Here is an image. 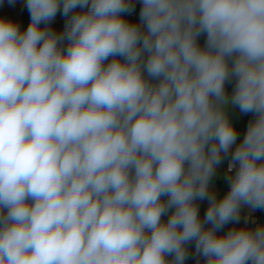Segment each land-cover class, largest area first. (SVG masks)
I'll return each mask as SVG.
<instances>
[{
	"label": "clouds",
	"instance_id": "clouds-1",
	"mask_svg": "<svg viewBox=\"0 0 264 264\" xmlns=\"http://www.w3.org/2000/svg\"><path fill=\"white\" fill-rule=\"evenodd\" d=\"M135 3L0 18V264H264V0Z\"/></svg>",
	"mask_w": 264,
	"mask_h": 264
},
{
	"label": "crops",
	"instance_id": "crops-1",
	"mask_svg": "<svg viewBox=\"0 0 264 264\" xmlns=\"http://www.w3.org/2000/svg\"><path fill=\"white\" fill-rule=\"evenodd\" d=\"M25 0H17L16 5L11 7L8 5L7 0H0V18L10 19L13 22L19 24L21 30H26L28 24L30 23V16L26 7H24ZM135 6L141 7L139 0H136ZM65 23V19L58 13L55 20L52 22L51 27L53 30L60 32L63 30ZM227 91L230 93L232 90V85L226 86ZM229 118L231 119L234 126L237 128L239 133L238 142L243 138V135L247 128V123L249 119H251V114L248 115H240L238 110L232 109L229 107L228 109ZM228 163L227 160L224 161L222 165L217 169V174L210 181L211 190L215 191L218 194V197L223 196V194L227 193L229 190V184L227 180V173L224 170L225 165ZM199 205V215L203 218L207 207L208 201L198 202ZM242 219L239 224L229 223L223 229V232L218 234H223L227 232L232 227L240 228V227H248L257 225H264V210L257 209L254 212H249L248 209H243L241 213ZM247 216L248 220L245 224L244 217ZM260 218V221L257 220ZM163 219H167L164 217ZM190 258L186 261V264H196V258L194 256V244L189 245Z\"/></svg>",
	"mask_w": 264,
	"mask_h": 264
},
{
	"label": "built area",
	"instance_id": "built-area-1",
	"mask_svg": "<svg viewBox=\"0 0 264 264\" xmlns=\"http://www.w3.org/2000/svg\"><path fill=\"white\" fill-rule=\"evenodd\" d=\"M141 7L135 6V12L132 13L131 15H125V19H127L130 22L133 23H138L139 21V11ZM228 164V163H227ZM227 164L225 165L224 170L226 171L227 175H230L227 171ZM258 222L260 221V218L257 220ZM256 226H252L251 228H255Z\"/></svg>",
	"mask_w": 264,
	"mask_h": 264
},
{
	"label": "trees",
	"instance_id": "trees-1",
	"mask_svg": "<svg viewBox=\"0 0 264 264\" xmlns=\"http://www.w3.org/2000/svg\"><path fill=\"white\" fill-rule=\"evenodd\" d=\"M203 42H204V37L202 36V37H200V39H199V43H200L201 45H203Z\"/></svg>",
	"mask_w": 264,
	"mask_h": 264
}]
</instances>
